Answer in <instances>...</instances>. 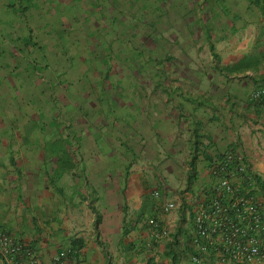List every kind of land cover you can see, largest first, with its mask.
<instances>
[{
    "label": "crops",
    "instance_id": "crops-1",
    "mask_svg": "<svg viewBox=\"0 0 264 264\" xmlns=\"http://www.w3.org/2000/svg\"><path fill=\"white\" fill-rule=\"evenodd\" d=\"M235 2L232 20L249 10L248 18L244 17L246 25L239 21L237 32L222 35L201 32L205 44L198 47L212 53L213 61L208 56L205 62L169 64L170 81L155 92H143L149 101L144 104L149 109L145 119L125 128L107 121L88 93L85 104L98 119L91 124L76 113L69 116L70 125L80 132L71 153L48 151L44 134L50 127L30 128L28 114L10 105L14 95L20 99L30 96L41 81L21 73L15 76L21 82L17 90L8 74L17 75L15 63H26L20 57L0 58V106L8 101L10 105L1 106L0 112V231L33 248L44 263L61 250L74 248L81 264H172L171 256L166 255L169 237H151L146 219L158 216L168 235L173 233L181 224L180 209L188 215L205 198L212 182L211 159L234 148L264 182V107L250 100L251 91L264 84V0ZM4 6L7 4L0 0L1 14ZM19 11L20 17L8 27L9 32L43 31L40 12ZM51 12L49 20L59 17V9ZM0 48L5 49L2 44ZM41 53L32 54L33 61L50 65L48 55ZM5 61L10 62V69ZM82 67L78 66V76ZM90 75L91 91L96 93L100 73ZM124 100L119 98L118 107ZM143 100H138L137 107H143ZM128 102L132 104L129 98ZM35 113L33 121L39 119ZM91 125H108L109 130L101 135V130ZM261 186L255 183L251 191L264 211ZM155 191L176 201L177 208L163 214L160 198L153 196ZM190 227L189 223L188 234ZM0 264L9 263L0 256ZM177 264L195 263L189 254H180ZM200 264L219 263L211 255Z\"/></svg>",
    "mask_w": 264,
    "mask_h": 264
},
{
    "label": "rangeland",
    "instance_id": "rangeland-1",
    "mask_svg": "<svg viewBox=\"0 0 264 264\" xmlns=\"http://www.w3.org/2000/svg\"><path fill=\"white\" fill-rule=\"evenodd\" d=\"M3 1L7 6L2 8L3 14L0 13V29L5 30L0 32V44L5 49L0 48V58L20 57L26 63H15L17 70L14 74L17 75L9 71L8 76L12 75L17 90L21 82L15 78L21 73L41 81L30 96L20 99L14 95L8 102L18 106L25 116L28 114L30 128L50 127L44 134L48 151L64 150L65 154L66 151L72 152L80 133L70 125L69 116L76 113L79 119L90 120L91 124L98 119V114L91 112L85 104L88 93L95 98L100 116H105L107 121H115V124H123V128L129 127L131 122L149 116V109L144 105L149 101L143 92L146 89L155 92L162 83L170 81L169 64L174 62L178 65L187 60L205 62L208 56L213 61L212 53L198 47L205 44L201 32L205 36L209 32L210 35L211 32L216 35L237 32V23L240 21V24L246 25L244 17L250 12L245 9L240 18L232 20L237 0ZM19 8L40 12L43 31L9 32L8 27H12L13 21L20 17ZM52 9H59V17L49 20ZM41 41L48 43L42 44ZM51 41L55 46L51 45ZM37 51L48 55L51 64L34 62L31 55ZM4 63L9 65L7 68L12 67L9 61ZM81 64L83 67L78 76ZM93 72L100 73V84L94 89L96 93L91 91L90 74ZM46 73L50 76L46 77ZM43 94L48 97L43 98ZM4 98L6 96L2 97L3 103L6 101ZM119 98L125 100L118 107ZM143 98V107H137L138 100ZM8 102L5 103L10 107ZM6 104L1 106L6 108ZM34 112L39 119L33 121ZM37 112L40 114L37 115ZM91 127L100 129L101 135L109 130L108 125L105 128L101 125Z\"/></svg>",
    "mask_w": 264,
    "mask_h": 264
},
{
    "label": "built area",
    "instance_id": "built-area-1",
    "mask_svg": "<svg viewBox=\"0 0 264 264\" xmlns=\"http://www.w3.org/2000/svg\"><path fill=\"white\" fill-rule=\"evenodd\" d=\"M250 100L264 107V84L251 92ZM209 172L212 182L192 211L189 238L196 253L189 256L191 261L200 264L205 256L213 255L219 264H264V211L251 191L254 174L234 148L215 158ZM160 205L163 214L177 208V202L166 197ZM147 222L151 237H169L161 220L148 218ZM77 254L60 251L44 263L28 245L0 232V256L9 264H81L73 257Z\"/></svg>",
    "mask_w": 264,
    "mask_h": 264
},
{
    "label": "trees",
    "instance_id": "trees-1",
    "mask_svg": "<svg viewBox=\"0 0 264 264\" xmlns=\"http://www.w3.org/2000/svg\"><path fill=\"white\" fill-rule=\"evenodd\" d=\"M211 51H214V48H213L212 45H211ZM213 55L216 56L215 53ZM230 69L233 70V69H236V67H231ZM260 86H263V85H260ZM260 86H258L257 88H259ZM257 88L253 89L251 92L255 91ZM222 155L217 156L215 158L220 159L222 157ZM215 158L211 159L210 160V163ZM254 178H255V183L256 184H259L260 186L262 185L261 187H263L264 182L258 176H256V175H254ZM188 184H191V182L189 181ZM155 192H157V191H155ZM253 194H255V191H253ZM154 197L160 198L159 201L162 202V197L159 196V193L157 194V196H154ZM160 207H161V205H160ZM180 210H181V224L176 228V230H174L173 233H171L169 235V241L170 242H169L168 250L166 252V255H170L171 256L172 264L173 263L174 264H177L179 262V260H180V254L181 255H188L189 254V256H190V255L196 253V249L190 243V238H189V234H188L189 223L191 225V221H192V217H193L192 214L193 213L190 212L188 215H186L185 209L181 208ZM157 217L158 216L155 215V216L147 217V219L148 218H157ZM147 219H146V224H147V226L149 228V224L147 222ZM0 232L8 233L6 231H0ZM15 239H17V238H15ZM180 239H185V242H181ZM28 248H30L31 250H34L30 246H28ZM61 251H70L71 253H74L77 250L74 249V248H70V249H65V250H61ZM73 257H75L76 260H79L78 259V254L77 255H74Z\"/></svg>",
    "mask_w": 264,
    "mask_h": 264
}]
</instances>
